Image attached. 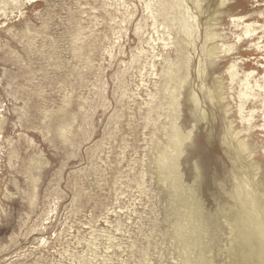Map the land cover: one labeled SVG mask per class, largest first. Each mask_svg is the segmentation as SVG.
I'll return each instance as SVG.
<instances>
[{
  "label": "rangeland",
  "instance_id": "374dc122",
  "mask_svg": "<svg viewBox=\"0 0 264 264\" xmlns=\"http://www.w3.org/2000/svg\"><path fill=\"white\" fill-rule=\"evenodd\" d=\"M262 42L264 0H0V264H204L195 180L225 264L238 136L264 199Z\"/></svg>",
  "mask_w": 264,
  "mask_h": 264
},
{
  "label": "bare ground",
  "instance_id": "6f19581e",
  "mask_svg": "<svg viewBox=\"0 0 264 264\" xmlns=\"http://www.w3.org/2000/svg\"><path fill=\"white\" fill-rule=\"evenodd\" d=\"M245 33L247 34L248 32ZM258 49L264 51L263 42L262 45L258 47ZM227 74L229 76L230 82L233 83L238 75V73L234 71V65L229 67V69L227 70ZM252 75H253V71L247 72L244 75V80L240 81L239 83L240 87L243 90L240 92L238 96V99L240 100L238 105L239 114L243 113L244 105L246 104L247 101L255 102L256 96H258L257 98H259V96L261 95V94L247 95V90L249 88V78ZM259 92L261 93L262 89H260ZM259 103L261 104V106H263V110H264V98H261L258 104ZM260 109L262 110V107ZM248 114L249 115L247 116V118H243L242 116L240 118L242 131L248 132L251 131L253 128H255L254 125H251L253 114H256L255 109L253 108L249 110ZM262 120L264 122V117L262 118ZM255 132H257L256 129ZM260 132L264 133V123L260 129ZM231 141L236 143L235 147L230 148L228 147V145L225 146L226 156L233 158V162L232 163L229 162L230 163L229 170L231 171V175L228 184L229 188L227 190L228 198L226 197L227 200L229 199L228 203L231 209L229 210V212H231L230 223H229L231 228L230 231L231 237L225 249V255L227 259L225 264H264V199L260 197V190L262 189L261 182L258 180H254L252 178L253 175L257 173L255 168H253V164H255L256 162L259 163L258 158L260 157L253 158L251 156L249 151L250 148L249 145L246 146V148L239 147L238 144L242 142V137L238 136L235 140H231ZM206 161L207 160H205V162ZM198 163L200 164V162ZM170 170L171 169H169V171ZM171 172L173 173V171ZM200 188L201 187L199 181L195 180L194 186H192L190 189V199L194 204V206L191 207L192 208L195 207L194 219L196 220V222L201 223L200 226L201 229L209 230L211 236L213 237V240L211 242L204 241L200 237L201 236V232L199 231L200 227L198 229L196 227L197 230H195L196 234L194 237L195 240L194 247H196L197 256L200 261H202L204 264H213V260L205 256L206 253L205 251H207L209 248L217 247L215 238L218 236L219 232L221 231V227L218 223V213L222 208V204L221 203L218 204L217 210L215 211L214 214H206V211L204 212L203 211L204 209H202L203 205L201 204V201L198 196V194L200 193L199 192ZM225 202L226 201H224V203Z\"/></svg>",
  "mask_w": 264,
  "mask_h": 264
}]
</instances>
